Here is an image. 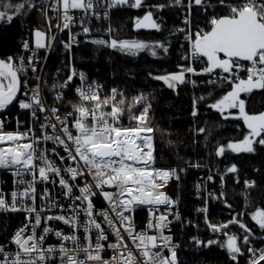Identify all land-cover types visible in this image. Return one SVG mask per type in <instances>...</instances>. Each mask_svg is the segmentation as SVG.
Instances as JSON below:
<instances>
[{
    "label": "snow or ice",
    "instance_id": "1",
    "mask_svg": "<svg viewBox=\"0 0 264 264\" xmlns=\"http://www.w3.org/2000/svg\"><path fill=\"white\" fill-rule=\"evenodd\" d=\"M45 3L47 0L39 6L44 16L51 21L52 17L48 13L57 12L60 21L56 25L57 29L69 30L68 41H60L66 51H71L72 45L77 42L76 34L71 31L76 23L71 14L73 10L84 14L79 20L83 34L87 35L91 32L86 23L89 17L107 19L110 10L122 8L146 9L142 17L133 18L135 29L159 31L161 24L154 18L153 9L158 12L166 7L164 4H149L147 0H52L47 7ZM170 6L185 9V25L191 23L194 7L205 11L210 7H222L227 15H212L207 19V29H197L194 33L187 28L178 29L185 33L189 44L190 54L184 59L201 60L205 63L203 69L197 71L190 64L178 65L179 71L157 75L153 79L163 81L173 90L188 83L196 86V81H189L187 74L210 77L201 83L214 86L231 85L229 91L208 107L219 112L223 120H242L247 132L242 133L241 140L229 141L226 145L218 144L216 155L224 156L228 151L255 153L254 145L264 146V112H246V100L241 94L250 97L254 90H264V0H170ZM36 9L37 5L33 0H0V22L10 24L15 18ZM34 35L37 50L51 48L52 41L56 39L55 36L48 37L46 43V34L39 29L34 31ZM91 43L111 47L130 56L146 50L150 55L156 56V48H163L165 53L168 51L163 44H149L137 40L94 39ZM23 46L30 49L29 42H24ZM35 59L34 50L33 55L28 57L27 65L17 66L11 57L7 62L0 59V113L16 101L21 110L31 112L33 125L39 123L41 132L40 136L32 135V127L25 132L5 131L4 119L0 116V144L7 145L0 147V170L10 172L14 178L10 201L0 189V210L34 215V223L32 217L26 215L27 222L9 240L0 244V264H45L51 258L49 254L54 252L59 255L61 264H178V246L172 242L171 235L165 234V230L172 223L168 219L169 215L177 220L180 217L178 213L171 211L175 201L161 191L169 178L177 175V170L153 167V134L156 130L149 124L148 113L151 105L145 104L139 114L133 112V108L144 103L147 97L140 95L129 101L117 89H112L110 95L102 98L98 83H89L84 73L73 70L63 83L52 87L67 89L78 75L80 84L75 92L80 101L87 102L91 107L85 106V103L74 104L72 112L61 115L58 108L49 109L46 106L39 83L30 89V95L29 92L23 93L25 99L18 96L21 83L18 74L25 67H31L36 72ZM241 73H246V78ZM55 98H63L61 91L56 92ZM204 99L199 97L193 100V117L198 116L197 105ZM109 107L110 111H105ZM237 109L238 112L231 111ZM125 111H128L129 121L134 122V125L124 126L122 117ZM40 114H43L42 122L39 119ZM17 124L19 125V121ZM48 129H52L51 134ZM197 131L205 133L206 129L199 128ZM49 141L63 147L65 155L59 156V159L61 164L71 162L67 167L58 166L41 147ZM50 151L54 156L59 155L56 148ZM226 171L235 173L237 168L232 165ZM89 176L91 181L87 180ZM79 179L86 182L80 185ZM208 179L211 180L212 177L209 176ZM223 179L222 176L221 180ZM57 182L61 189L60 195L71 201L67 206L56 199H50L52 193L48 188L43 193L37 192L38 184ZM254 185L255 182L245 181L246 188ZM199 187L197 185L198 191ZM37 195L48 203L38 207ZM97 195L107 202L106 209H95L93 197ZM161 205L165 206L164 211L160 210ZM140 206H148L149 219L145 228L136 230L132 216L126 213H132ZM52 208L65 212L70 210L71 214L42 215ZM198 211L208 210L202 208ZM158 212L159 215L156 214ZM81 213L86 220H81ZM97 217H103V221L98 222ZM251 220L261 230L259 239L264 240V210L257 209L251 215ZM51 221H61L70 226L71 233L65 234L62 230L54 229L49 223ZM205 223L211 232L222 233L226 240L210 239L204 247L218 244L227 250L231 260L237 261L238 257L245 254L246 246L247 264H264V248L252 246L253 227L238 217L220 225L212 223L206 217ZM103 224L112 230L115 242H109L108 229ZM230 225H238L244 233L242 244L238 243L239 238L235 233L227 231ZM37 228H43V231L37 233ZM80 229L84 233L83 239L76 234ZM29 230L30 234L26 235ZM51 233L60 241L58 249L43 247ZM93 234L95 242L92 240ZM193 240L197 245L202 244L195 237ZM65 242H70L71 247ZM9 245H14L15 250L10 249ZM106 248L112 252L107 259L103 256Z\"/></svg>",
    "mask_w": 264,
    "mask_h": 264
},
{
    "label": "trees",
    "instance_id": "2",
    "mask_svg": "<svg viewBox=\"0 0 264 264\" xmlns=\"http://www.w3.org/2000/svg\"><path fill=\"white\" fill-rule=\"evenodd\" d=\"M147 2L166 5L158 12L153 9L154 18L161 24L159 31L133 30V18L142 17L146 9H116L111 15L109 33L80 37L72 45L70 51L72 66L75 71L84 72L98 79L107 88L125 87L127 93L148 92V103L151 105L148 113L149 124L156 130L153 134L154 165L157 169L177 170V175L174 176L175 209L181 215L183 225L182 228L180 224L173 226L176 238L180 239L177 248L178 264H247L246 246L245 254L238 257L237 261L231 260L227 250L218 244L203 246L210 239L226 240L223 234L210 232L205 218L220 225L233 217H238L253 227L252 245L257 247L263 243L258 235L261 234V230L255 226L251 215L257 209L264 210V146L254 145L255 153L228 151L224 156L216 155L218 144L226 145L229 141L243 139L242 133L247 132L241 120H223L219 112L208 107L227 92L229 88L227 85L201 83L207 81L206 77L193 75L197 79L195 87L188 83L173 90L163 81L153 79L157 75L177 72L178 65L188 64L181 59L183 33L178 31L182 26L185 9L170 6V0ZM33 3L37 5L36 10L15 18L10 24L0 22L1 58L6 60L7 56L18 51L26 31L45 30L47 23L50 22L40 10L41 0H33ZM212 15H227V12L222 7H210L207 11L194 7L193 25L204 27ZM54 22L51 19L50 23L54 25ZM110 38L137 40L149 44L160 43L167 47L168 51L165 53L163 48H156V56L150 55L147 50L130 56L111 47L91 43L94 39ZM197 61H194L193 68L198 71L201 66ZM199 97L205 99L199 101L198 116L193 117V100ZM241 97L246 100V112L257 113L264 109V90H254L250 97L245 94H241ZM199 128H205L206 132L198 133ZM197 164L200 166L193 167ZM232 165L236 166L237 171L227 173V168ZM209 176L212 177L211 180L208 179ZM245 181L255 182V185L246 188ZM198 182L201 183V191L197 190ZM205 198L208 211L197 213L196 208L205 203ZM145 215V208H138L133 212V220L141 223ZM13 217L16 218L13 215L0 216L1 232L6 234L11 230V222L8 220ZM227 231L235 233L239 238L238 243L242 244L244 233L238 225H230ZM193 234L201 238V245L196 246L189 240V236Z\"/></svg>",
    "mask_w": 264,
    "mask_h": 264
},
{
    "label": "built area",
    "instance_id": "3",
    "mask_svg": "<svg viewBox=\"0 0 264 264\" xmlns=\"http://www.w3.org/2000/svg\"><path fill=\"white\" fill-rule=\"evenodd\" d=\"M50 1L51 0H47V3H45V7H47V4H51ZM42 3H44V0L41 1L40 5ZM114 10H116V9H114ZM114 10H110V15H109V18H107V19L97 20L95 18L89 17L88 20L86 21V23H87V26H89L91 28V32L87 35L83 34L82 26H81V23L79 20V17L84 15V14L82 12L73 10V12H71V14L76 19V23L72 26L71 31L76 34V41H78L80 37H86L88 35L109 33V29H111L110 28L111 15H112V12ZM185 14L186 13L184 11L183 16H182L181 28H187L189 31H191L193 33L196 32L197 29H202L200 27L195 26V24L193 25L192 15H191V23L188 25H185V23H184ZM50 15L54 21L56 19V21L54 22L55 25H56L57 21H58V23H60L59 18H58V13L56 16V12H52V13L50 12ZM54 36L56 37V39L52 41V47L51 48H45V49H38L37 50V49H35V46L31 41L30 35H28L26 33L24 35V37L22 38V41H21V44H20L18 51L14 54L7 56L6 61L9 59V57H11V58H13V62L17 66H20L21 64L27 65L28 57L33 55V50L35 51L36 59H35L34 63H35L37 71L33 72L31 67H25L24 71H22L18 74L20 77V81H21L19 98L25 99L26 97L23 95V93L29 92V95H30L31 94L30 89L34 88L39 83L42 86V95L44 97L46 106L49 109H51L52 107L58 108L61 115L72 112L74 104L85 103V106L91 107V105L88 104L87 102L80 101L78 94L75 92V88L80 84V79H79L78 75L74 77L73 83L67 89H63V90H60L58 88L53 89V87H52L53 85H59V84L63 83L66 80L67 76L70 75L72 73V71L74 70V68L72 66V62L70 60L71 52L66 51L64 46H63V43L60 42V41H64V42L68 41L69 30L59 31L57 29V27L55 26ZM24 42H29L30 49L24 48V46H23ZM181 47H182V50H181L180 55H181V58L185 61L186 59H184V57L190 54L189 53V44H188V41L185 39V33H183V43L181 44ZM66 58H67V61H65ZM186 61H188L189 64L192 67H194V64H193L194 61H191V60H186ZM75 72L84 73L81 71H75ZM84 74L87 77V80L89 83L95 81L96 83H98L101 86L100 87V95L102 98L110 95L112 89H117L118 93H122L125 96V98H128L127 89L125 87L124 88H120V87L107 88L98 79H96L94 77H90L86 73H84ZM217 74H219V73H217ZM240 75L242 77L246 78V73H241ZM192 76H193L192 74H187V78L189 81H195L192 78ZM37 77H40V79L38 80ZM203 77L210 79V77H208V76H203ZM196 82H197V79H196ZM57 91H61V93H62L63 98L61 100H57L55 98ZM138 93H139V96L140 95H144V96L147 95V93L144 91H140ZM119 98H120V96L118 95L117 99H119ZM129 100H130V98H129ZM143 104L144 105L141 106L142 109L146 103L144 102ZM105 111H110V107L106 108ZM0 116H2L4 119V124H5L4 130L5 131H17V130H19L21 132H25L30 127H32V128H34L32 135H35V136L41 135L39 123L33 125V118H32L31 112L29 110H21L19 108L18 102H15L14 105H12L11 107H8V109L4 110L3 113H0ZM39 119L41 122L43 121V114H40ZM17 121H19V125L17 124ZM122 122H123L124 126L130 125L128 111H125L124 116L122 117ZM70 123H71V121H70ZM47 131L49 134H51L52 129H48ZM72 131H73V134L75 135V129H73ZM0 147H7V145L6 144H0ZM41 147L46 150V154L49 156L50 159H53L58 166L67 167L68 164L71 163V162H65V163L61 164L59 156L65 155V152H64V149L62 146L54 145L51 141H49V142L43 143L41 145ZM153 147H154V145H153ZM52 148L57 149V152L59 153L58 156L53 155V153L50 151ZM153 155H154V152H153ZM73 166H75V165L73 164ZM153 167L156 168L155 165H153ZM28 179H31V177H28ZM87 180L91 181V177L89 176L87 178ZM85 182L86 181L84 179L78 180V183L80 185H83ZM197 185L200 186L201 183L198 182ZM45 188H48L52 193V196L50 197V199H56V200H58V202L65 204V206H67L68 204L71 203V201L65 200L64 197L60 195L61 189L58 186V182L56 184L40 183L37 185V192L43 193ZM0 189L3 190L6 199H8L10 201V193L14 190V178L10 172L0 170ZM105 190L115 191V189H105ZM201 190H202V186L199 187V191H201ZM161 191H164L176 203V196H175L176 185H175L174 177L169 178L167 185L164 188H162ZM199 197H200V195H199ZM93 202H94L96 210H102V209H106L108 207L107 202L100 195L93 197ZM29 203H30V201H29ZM47 203H48V201L41 199L40 196L37 195L36 204L38 207L40 205H44ZM159 207H160L161 211H164V209H165L164 205H161ZM138 208H145L146 215L143 218V220L141 221V223H138V222L133 220L134 224L136 225V230H140V229L145 228V226L148 222V219H149L148 206H140ZM202 208L207 209L206 198H205V203L196 208V212L197 213H203L201 211H198V209H202ZM171 211L174 213H178V211L175 209V204L173 205ZM54 214L70 215L71 211L69 210V211L65 212L59 208H52L51 211H47V212L43 213L42 215H54ZM126 214L131 215L133 218V212L132 213H126ZM156 214L159 215V212ZM2 215L3 216L13 215V216H16V218L13 217V218L8 220L11 222V230H9V232H7L5 234V233L0 231V244H3L7 240H9L12 237L13 233L16 230H18L20 227H22L27 222L25 220L26 215L31 216L32 222L34 223V215L33 214H28L25 212H11V211L0 210V216H2ZM179 217H180V219L177 220L174 218V216L169 215L168 219L171 220L172 223L169 225V228L165 230V234L171 235L172 236V242L177 246H179L180 239L176 238V232L174 231L173 226L175 224H180L181 228L183 227V225L181 223V215L180 214H179ZM80 218L82 221L86 220V217H84L82 213H81ZM97 220H98V222H102L103 217H97ZM187 222L188 221H185V223H187ZM49 223L54 229L62 230L65 234H70L72 231L70 226L63 224V222H61V221H51ZM12 224H13V226H12ZM45 226H48V225H45ZM102 226L105 229H108V226L106 224H103ZM36 231H37V233H40L43 231V228H37ZM211 233H213V232H211ZM27 234H30V230L28 233H26V235ZM76 234L81 239H83L84 233H83L82 229H80ZM150 234H154V232H150ZM217 234H221V233H217ZM108 236H109V242H115V237L112 235L111 229H108ZM193 237L202 241L201 238L196 234L189 236V240L191 242H193L196 246H199L194 242ZM92 240H93V242H95L94 234L92 236ZM65 243L67 244V246L71 247L70 242H65ZM129 244H131V241H129ZM263 244H264V240H263V243L259 246L261 248L262 247L264 248ZM59 246H60V241L54 235V233L49 234V236L46 238L45 243L43 244L44 248L55 247L58 249ZM258 247H256V248H258ZM9 248L12 250H15L14 245H9ZM165 254L167 255L166 250H165ZM49 255L51 258L49 260H46L45 264H61L60 257L57 253L54 252V253H51ZM111 255H112L111 250H108L106 248V251L103 253L104 258L107 259ZM247 260H248V258H247Z\"/></svg>",
    "mask_w": 264,
    "mask_h": 264
},
{
    "label": "rangeland",
    "instance_id": "4",
    "mask_svg": "<svg viewBox=\"0 0 264 264\" xmlns=\"http://www.w3.org/2000/svg\"><path fill=\"white\" fill-rule=\"evenodd\" d=\"M42 1V0H41ZM51 3H52V0L50 1ZM51 12V11H50ZM50 12L48 13V15L51 17V15H50ZM73 12V11H72ZM227 12V11H226ZM52 13V12H51ZM192 14H193V10H192ZM56 16H57V12H56ZM211 17V16H210ZM49 21V20H48ZM55 21H56V19H55ZM51 22V21H50ZM47 23V27L45 28V30H41V29H39V30H41V31H43L46 35H45V42L47 43V39H48V37H52V36H54V30H55V26L58 24V21L56 22V25L54 24V26H53V24H51V23ZM200 28H202V29H206L207 27H208V25H207V23H206V25L204 26V27H202V26H199ZM35 30H37V29H34L33 31H31V32H27L26 31V33L28 34V35H30V37H31V41H32V43L34 44V46H35V35H34V31ZM182 59V58H181ZM183 60V59H182ZM186 61V60H185ZM188 62V61H187ZM197 63H198V65L199 66H201V67H199L198 68V71H200L201 69H203L204 67H205V63L204 62H202L201 60H198L197 61ZM188 64H189V62H188ZM192 78L196 81V79L192 76ZM206 80H208L207 78H206ZM192 84V83H191ZM225 85H227V84H225ZM218 86V85H217ZM229 88H228V90L231 88V85H227ZM120 88H124V87H120ZM138 92H140V91H136V92H130L129 91V93H127L128 95H129V98H130V101H131V98L132 97H136V96H139V93ZM147 93V95H146V97H147V100L145 101V103L146 104H149L148 103V100H149V94H148V92H146ZM129 98H127V99H129ZM144 104L143 103H141V104H138L135 108H133V112H136L137 114H139V111H141L142 110V108H141V106H143ZM138 107V108H137ZM237 112H238V109L236 110ZM149 115V114H148ZM130 124H133L134 125V122H130ZM241 140V139H240ZM174 179H175V177H174ZM175 196H176V193H175ZM222 234V233H221ZM264 245V244H263ZM253 247H255L256 248V246L255 245H252ZM258 247V246H257ZM260 247V246H259ZM258 247V248H259ZM261 248V247H260ZM263 248V247H262ZM248 258V257H247Z\"/></svg>",
    "mask_w": 264,
    "mask_h": 264
},
{
    "label": "water",
    "instance_id": "5",
    "mask_svg": "<svg viewBox=\"0 0 264 264\" xmlns=\"http://www.w3.org/2000/svg\"><path fill=\"white\" fill-rule=\"evenodd\" d=\"M133 30L135 31V32H138V31H141V30H149V29H140V30H137V29H135V27H134V25H133ZM0 59H3V58H1L0 57ZM3 60H5V59H3ZM6 61V60H5ZM7 62V61H6ZM230 90V89H229ZM229 90H227V91H229ZM19 93H20V91L18 92V96H19ZM16 101H14L13 102V104L12 105H14V103H15ZM12 105H10L9 107H11ZM260 112H264V109L263 110H261V111H259V112H257V113H251V114H258V113H260ZM241 122H242V124H243V121L241 120ZM243 126H244V124H243ZM245 128V127H244ZM246 129V128H245ZM247 130V129H246ZM240 140V139H239ZM236 141H238V140H236Z\"/></svg>",
    "mask_w": 264,
    "mask_h": 264
}]
</instances>
